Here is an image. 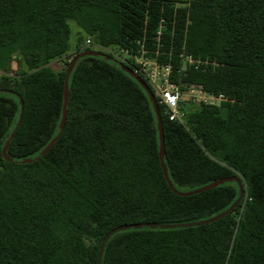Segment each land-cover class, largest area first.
I'll list each match as a JSON object with an SVG mask.
<instances>
[{
    "label": "trees",
    "instance_id": "trees-1",
    "mask_svg": "<svg viewBox=\"0 0 264 264\" xmlns=\"http://www.w3.org/2000/svg\"><path fill=\"white\" fill-rule=\"evenodd\" d=\"M87 37L113 50L144 41L173 81L223 94L183 105V124L157 103L164 161L177 190L234 176L243 188L212 222L114 232L101 264H264V0H0V264H97L112 228L205 220L239 196L235 181L171 190L151 102L121 67L132 61L109 51L75 62L60 131L65 72ZM183 50L196 62L177 75Z\"/></svg>",
    "mask_w": 264,
    "mask_h": 264
},
{
    "label": "built area",
    "instance_id": "built-area-1",
    "mask_svg": "<svg viewBox=\"0 0 264 264\" xmlns=\"http://www.w3.org/2000/svg\"><path fill=\"white\" fill-rule=\"evenodd\" d=\"M136 49L130 50L127 48L115 49L102 47L92 44L89 37L75 46L72 51L82 52L86 48L94 50H105L113 53L117 58L124 60L128 58L132 61V69L136 74H141L146 79V82L154 90L157 97V103L164 107V114L169 120L184 123L183 105H199L208 104L216 105L222 100H225L223 94H215L206 91L201 84L196 83H177L172 80L174 73L173 64L167 57L166 61L159 60L160 52L158 49L146 47L144 41L137 40ZM181 60L180 66L176 69V74L179 75L189 65L195 64L193 57L184 50L179 53Z\"/></svg>",
    "mask_w": 264,
    "mask_h": 264
},
{
    "label": "water",
    "instance_id": "water-1",
    "mask_svg": "<svg viewBox=\"0 0 264 264\" xmlns=\"http://www.w3.org/2000/svg\"><path fill=\"white\" fill-rule=\"evenodd\" d=\"M85 55L102 56V57H104L106 59H109V57L106 56L103 52H100V51H97V50H85V51H82V52H79L78 54H76L69 61L68 67H67L66 72H65V82H64V92H63L64 101H63V105H62V116H61V120H60V131H61V129L64 126V122H65L66 114H67V103H68V97H69L68 79H69V76H70V74L72 72V69L74 67L75 62L80 57H83ZM121 67L123 68V70L125 72H127L129 75H131L140 84V86L145 90V92H146V94H147V96L149 98V101L151 102L153 111H154L155 116H156L157 130H158V136H159V161H160V166H161L163 175L165 177V180H166L168 186L171 188V190L173 192L177 193L178 195L187 196V195H191V194L200 192L202 190H206V189L215 187L216 185L221 184V183H223L225 181H235L238 184V187H239V196L235 200V202L233 204H231L226 210L220 212L219 214H217L216 216H214L212 218H208V219H205V220L194 221V222H191V223H174V224L136 223V224L119 225V226H117L115 228H112L111 230H109L105 234V236L103 237V239L101 241V244L99 246V251H98V254H97V264H101L102 252H103V248L105 246L106 241L116 231H119V230H122V229H128V228H131V227L140 228V227H143V226H145V227H157V228H173V227H184V226H190V225L206 224V223L212 222V221H214V220H216L218 218L223 217L228 212L233 210V208H235L239 204V202L241 201V199L243 197V191H242L243 188H242L241 181L239 180L238 177H235V176L234 177H230V178H224V179L215 180L213 182H210V183L205 184L203 186H200L198 188H195V189H192V190H186V191L177 190L173 186V184L171 183V181L169 179L168 172H167V167H166V164H165V161H164V137H163L162 120H161V115L159 113V109H158V106H157L156 99H155L152 91L148 87V85L145 83V81H143L139 77L138 74H136L129 67H125V66H122V65H121ZM18 99H19V103H20V112H19L18 121L15 124L14 129L10 133L9 138L6 140L4 146H3L2 150H1L3 158L8 160V161H10L11 158H9L7 156L6 149L8 147L9 140L14 135V133L16 131V128H17V126L20 123V120H21V117H22V111H23L22 99L19 96H18ZM55 139H56V136L53 139H51L50 142L39 152L38 156H36L34 158L25 159V160H23V162H28V161H31L33 159H36L39 156L44 155L49 150V148L52 146V144L54 143Z\"/></svg>",
    "mask_w": 264,
    "mask_h": 264
},
{
    "label": "rangeland",
    "instance_id": "rangeland-1",
    "mask_svg": "<svg viewBox=\"0 0 264 264\" xmlns=\"http://www.w3.org/2000/svg\"><path fill=\"white\" fill-rule=\"evenodd\" d=\"M69 25L71 28V37H70V43L73 45L76 39V35L78 32H81L77 24L73 20H69ZM62 62L60 61H53L52 62V67L55 69H58L61 67ZM14 66V65H13Z\"/></svg>",
    "mask_w": 264,
    "mask_h": 264
}]
</instances>
